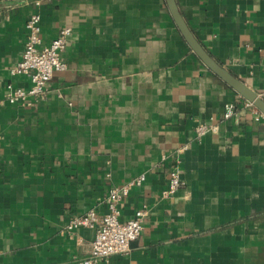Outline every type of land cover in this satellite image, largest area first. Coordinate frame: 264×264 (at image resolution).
Masks as SVG:
<instances>
[{
  "label": "crops",
  "instance_id": "0c3cea01",
  "mask_svg": "<svg viewBox=\"0 0 264 264\" xmlns=\"http://www.w3.org/2000/svg\"><path fill=\"white\" fill-rule=\"evenodd\" d=\"M174 1L212 60L263 96L264 0ZM34 12L41 46L71 34L47 97L0 106V264H79L94 231L65 224L105 214L108 191L140 175L119 218L144 211L141 233L100 264H264V118H222L244 98L197 58L165 0H0V100L29 85L10 70ZM200 124L216 130L196 138ZM173 171L183 184L162 197Z\"/></svg>",
  "mask_w": 264,
  "mask_h": 264
},
{
  "label": "built area",
  "instance_id": "2783aa9c",
  "mask_svg": "<svg viewBox=\"0 0 264 264\" xmlns=\"http://www.w3.org/2000/svg\"><path fill=\"white\" fill-rule=\"evenodd\" d=\"M39 3L35 2L37 6ZM26 42L20 61L10 70L11 76L24 75L29 80L26 88L6 86L0 106L7 105H31L32 102L47 97L48 83L53 75L66 69V63L62 57L66 41L71 34L68 27L61 28L56 37L41 46V17L38 13H32L26 23ZM264 68V66H263ZM55 96L60 97L56 92ZM241 110H249L256 120L264 118L263 115L247 100L241 104L227 103L224 105L222 118L227 120L239 114ZM216 130V126L200 124L195 129L196 138H200L208 132ZM186 150L183 146L176 153ZM164 159V157H163ZM144 176L140 175L127 184L113 187L107 195V211L99 216L94 210L87 211L82 216L71 218L63 227V232L72 234L81 228L93 229L94 236L90 243L87 256L78 261L79 264H100L112 255L127 254L130 244L137 240L142 230V218L144 211H136L134 217L121 221L119 204L128 196L132 187L141 185ZM183 182L177 171L170 173L167 185L162 191V197L174 195Z\"/></svg>",
  "mask_w": 264,
  "mask_h": 264
},
{
  "label": "water",
  "instance_id": "95a60500",
  "mask_svg": "<svg viewBox=\"0 0 264 264\" xmlns=\"http://www.w3.org/2000/svg\"><path fill=\"white\" fill-rule=\"evenodd\" d=\"M167 8L171 17L180 31L185 42L193 53L201 60V62L209 68L214 74L219 76L224 82L230 85L237 93H239L245 100L251 102L255 108L264 116V95L258 96L255 92L248 89L239 80L232 77L221 66L216 64L212 58L203 50L200 44L196 41L191 31L183 21L174 0H165Z\"/></svg>",
  "mask_w": 264,
  "mask_h": 264
}]
</instances>
